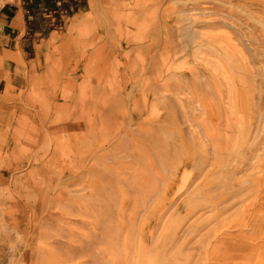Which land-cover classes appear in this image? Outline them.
Segmentation results:
<instances>
[{"label": "rangeland", "instance_id": "rangeland-1", "mask_svg": "<svg viewBox=\"0 0 264 264\" xmlns=\"http://www.w3.org/2000/svg\"><path fill=\"white\" fill-rule=\"evenodd\" d=\"M43 27L0 53V264H264V0Z\"/></svg>", "mask_w": 264, "mask_h": 264}, {"label": "crops", "instance_id": "crops-1", "mask_svg": "<svg viewBox=\"0 0 264 264\" xmlns=\"http://www.w3.org/2000/svg\"><path fill=\"white\" fill-rule=\"evenodd\" d=\"M29 8L28 1H24L0 9V53L6 51L7 55H14L31 33L37 36L47 31L43 26L48 24L42 20L41 12L33 5L30 12Z\"/></svg>", "mask_w": 264, "mask_h": 264}, {"label": "built area", "instance_id": "built-area-1", "mask_svg": "<svg viewBox=\"0 0 264 264\" xmlns=\"http://www.w3.org/2000/svg\"><path fill=\"white\" fill-rule=\"evenodd\" d=\"M70 1L72 0H28V3L34 5L39 11H41L44 21L49 26L55 27L56 29H62L68 13L74 9L72 5L69 9H66V5L70 4ZM74 1L78 3L82 2V0ZM8 4H10L8 0H0V9Z\"/></svg>", "mask_w": 264, "mask_h": 264}, {"label": "trees", "instance_id": "trees-1", "mask_svg": "<svg viewBox=\"0 0 264 264\" xmlns=\"http://www.w3.org/2000/svg\"><path fill=\"white\" fill-rule=\"evenodd\" d=\"M51 1H56V0H51ZM84 0H82V2H83ZM71 3L70 4H67L66 5V9H69L70 8V6L72 5L73 6V8L76 10V9H78V7H80V5H81V3H78V2H76V1H74V0H72V1H70ZM29 10V12H30V10H31V7L28 9ZM55 10V9H54ZM42 20H44L43 18H42Z\"/></svg>", "mask_w": 264, "mask_h": 264}, {"label": "clouds", "instance_id": "clouds-1", "mask_svg": "<svg viewBox=\"0 0 264 264\" xmlns=\"http://www.w3.org/2000/svg\"><path fill=\"white\" fill-rule=\"evenodd\" d=\"M15 239H16L17 241L21 239V236H20L19 233H16V234H15Z\"/></svg>", "mask_w": 264, "mask_h": 264}, {"label": "bare ground", "instance_id": "bare-ground-1", "mask_svg": "<svg viewBox=\"0 0 264 264\" xmlns=\"http://www.w3.org/2000/svg\"><path fill=\"white\" fill-rule=\"evenodd\" d=\"M72 27V26H71ZM53 74V73H52ZM57 74V73H56ZM55 75V74H54ZM58 78H60V77H58ZM56 85V84H55ZM59 86V85H58ZM93 89V88H92ZM53 94V93H52ZM58 94V93H57ZM84 109V108H83ZM75 112V111H74Z\"/></svg>", "mask_w": 264, "mask_h": 264}]
</instances>
